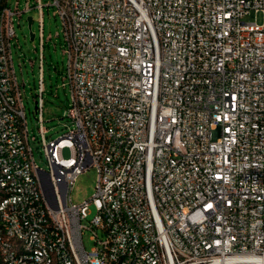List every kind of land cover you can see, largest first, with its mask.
<instances>
[{
	"label": "built area",
	"instance_id": "built-area-1",
	"mask_svg": "<svg viewBox=\"0 0 264 264\" xmlns=\"http://www.w3.org/2000/svg\"><path fill=\"white\" fill-rule=\"evenodd\" d=\"M32 2L0 0V264H264V22L244 21L264 0ZM45 7L71 92V127L39 129L47 171L11 54L13 17L31 9L44 47ZM89 169L95 193L73 205Z\"/></svg>",
	"mask_w": 264,
	"mask_h": 264
},
{
	"label": "rangeland",
	"instance_id": "rangeland-1",
	"mask_svg": "<svg viewBox=\"0 0 264 264\" xmlns=\"http://www.w3.org/2000/svg\"><path fill=\"white\" fill-rule=\"evenodd\" d=\"M16 1L8 0V7L13 10ZM26 1L19 0V10H23ZM30 1L31 5H33V0ZM53 11L52 7L49 9L45 7L43 11L42 36L44 47H41L40 44L39 11L37 9H31L23 13L20 25H18V19L13 17L15 38L11 40L14 71L22 90L21 96L26 115L29 145L32 149L35 163L45 171L48 170V166L42 149L40 126L46 130L45 137L47 141L57 139L67 131L68 127H71V123L67 119L62 118L64 111L69 105L71 92L68 84L65 87L62 86L64 82L63 70L67 58L62 53L64 44L61 23L58 18L53 17ZM28 18L33 19L31 28L28 26ZM244 21L261 24L264 22V17H262L261 13L250 12L245 16ZM31 33L34 35L33 40H30ZM56 33L59 34L58 38L55 36ZM48 36L52 38L50 41H47ZM40 60L42 61V82L44 85L42 94L44 101L42 118L44 122L41 125L38 120V110L35 109V102L38 100L37 95L39 94L37 87L40 80ZM23 83L25 84L24 88L22 87ZM63 156H69L67 150H64ZM96 182L97 172L94 169H89L79 175L71 186L69 193L70 203L77 206L83 201L90 200L95 193ZM96 212L94 204L91 203L88 207V216L82 223L85 227L89 226V222L95 217ZM93 230L97 232L99 239H101L103 236L101 230ZM91 236L92 230H84L82 240L86 251H90L94 247V242L90 239Z\"/></svg>",
	"mask_w": 264,
	"mask_h": 264
},
{
	"label": "water",
	"instance_id": "water-1",
	"mask_svg": "<svg viewBox=\"0 0 264 264\" xmlns=\"http://www.w3.org/2000/svg\"><path fill=\"white\" fill-rule=\"evenodd\" d=\"M27 21H28L29 28H31L32 18H28ZM33 39H34V35L31 33L30 34V40H33Z\"/></svg>",
	"mask_w": 264,
	"mask_h": 264
}]
</instances>
